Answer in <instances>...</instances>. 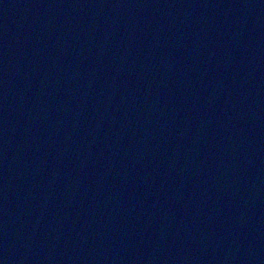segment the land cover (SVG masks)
<instances>
[{
	"label": "water",
	"instance_id": "1",
	"mask_svg": "<svg viewBox=\"0 0 264 264\" xmlns=\"http://www.w3.org/2000/svg\"><path fill=\"white\" fill-rule=\"evenodd\" d=\"M0 264H264V0H0Z\"/></svg>",
	"mask_w": 264,
	"mask_h": 264
}]
</instances>
